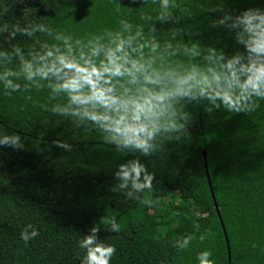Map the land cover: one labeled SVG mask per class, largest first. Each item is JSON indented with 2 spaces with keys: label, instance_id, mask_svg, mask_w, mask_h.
Here are the masks:
<instances>
[{
  "label": "clouds",
  "instance_id": "1",
  "mask_svg": "<svg viewBox=\"0 0 264 264\" xmlns=\"http://www.w3.org/2000/svg\"><path fill=\"white\" fill-rule=\"evenodd\" d=\"M130 2L143 6H118L115 23L96 29L54 24L38 16L35 8L22 9L17 20L23 23L14 22V17L6 20L8 12L0 13V98L19 96L36 103L33 96L42 95L38 107L55 124L86 131L111 146L114 154L131 155L110 165L109 191L125 202L148 204L144 194L156 187L155 170L142 157L151 165L167 142L186 138V128L195 119L193 110L247 115L264 105V7L233 9L229 0ZM207 13L217 15L197 19ZM88 17L92 20L93 14ZM221 30L231 40V50L220 37L194 39ZM19 107L23 111L24 105ZM25 139L0 124V148L22 149ZM52 144L72 150L66 141ZM105 223L108 231L117 233V219L102 216L76 240L79 264H111L116 245L97 236ZM39 236L31 222L19 232L25 247ZM215 237L211 229L201 232L196 224L194 231L172 242L177 253L173 262L193 251V264H216L214 248L204 246ZM194 242L201 247L195 249ZM16 251L22 254L23 249ZM259 251L264 253V247Z\"/></svg>",
  "mask_w": 264,
  "mask_h": 264
},
{
  "label": "trees",
  "instance_id": "2",
  "mask_svg": "<svg viewBox=\"0 0 264 264\" xmlns=\"http://www.w3.org/2000/svg\"><path fill=\"white\" fill-rule=\"evenodd\" d=\"M116 2L44 0L47 7L42 0L26 4L0 0V13L8 12L6 20L14 17V22L23 23L17 20L22 9L35 8L38 16H47L54 24L96 29L115 23L118 6H143L130 0ZM228 6L264 7V0H229ZM204 15L217 14H201L197 19ZM211 37H220L231 50L232 42L223 30L194 39ZM33 100L36 103L19 96L0 98V124L26 138L22 149L0 148V264H79L76 240L102 216L115 217L119 224L117 233L108 231L106 223L97 233L99 239L116 245L111 264H193V251L173 262L177 253L171 244L178 235L194 231L196 224L201 232L208 228L216 233L215 240L204 244L214 248L216 264H264V253L259 251L264 247V105L247 115L193 110L195 119L186 128V138L167 142L151 165L142 157L155 170L156 187L144 194L150 203L138 204L109 191L110 165L131 155L114 154L111 146L86 131L55 124L38 107L43 96L34 95ZM57 139L72 144V150L54 146ZM173 211L179 215H171ZM29 222L40 236L25 247L19 232ZM194 247L201 245L194 242ZM17 248L23 249L22 254Z\"/></svg>",
  "mask_w": 264,
  "mask_h": 264
},
{
  "label": "water",
  "instance_id": "3",
  "mask_svg": "<svg viewBox=\"0 0 264 264\" xmlns=\"http://www.w3.org/2000/svg\"><path fill=\"white\" fill-rule=\"evenodd\" d=\"M203 155H204V161H205V168H206V173H207V177H208V179H209V175H208V172H207L206 151H204V152H203ZM209 180H210V179H209ZM209 183H210V181H209ZM210 185H211V183H210ZM211 192H212V189H211ZM212 195H213V199H214V203H215V208H216V210L218 211V210H219V208H218V205H217V202H216V199H215V197H214V194H213V192H212Z\"/></svg>",
  "mask_w": 264,
  "mask_h": 264
},
{
  "label": "rangeland",
  "instance_id": "4",
  "mask_svg": "<svg viewBox=\"0 0 264 264\" xmlns=\"http://www.w3.org/2000/svg\"><path fill=\"white\" fill-rule=\"evenodd\" d=\"M142 215H143V212H141V213H137L138 221L142 218Z\"/></svg>",
  "mask_w": 264,
  "mask_h": 264
}]
</instances>
